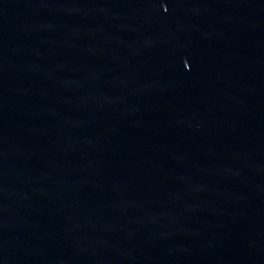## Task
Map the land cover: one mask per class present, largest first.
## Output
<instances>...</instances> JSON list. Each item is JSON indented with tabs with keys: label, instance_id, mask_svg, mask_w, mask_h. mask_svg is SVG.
<instances>
[{
	"label": "water",
	"instance_id": "95a60500",
	"mask_svg": "<svg viewBox=\"0 0 264 264\" xmlns=\"http://www.w3.org/2000/svg\"><path fill=\"white\" fill-rule=\"evenodd\" d=\"M0 264H264V0H0Z\"/></svg>",
	"mask_w": 264,
	"mask_h": 264
}]
</instances>
